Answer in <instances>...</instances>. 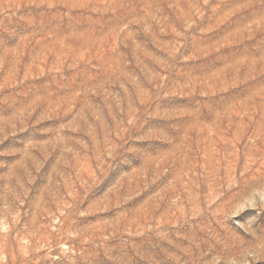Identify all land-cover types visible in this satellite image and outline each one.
<instances>
[{
	"label": "rangeland",
	"instance_id": "rangeland-1",
	"mask_svg": "<svg viewBox=\"0 0 264 264\" xmlns=\"http://www.w3.org/2000/svg\"><path fill=\"white\" fill-rule=\"evenodd\" d=\"M0 264H264V0H0Z\"/></svg>",
	"mask_w": 264,
	"mask_h": 264
}]
</instances>
